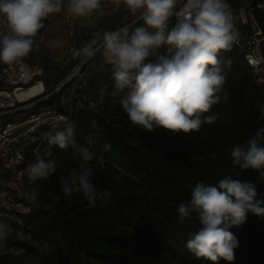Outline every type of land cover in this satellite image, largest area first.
Returning <instances> with one entry per match:
<instances>
[{
  "label": "trees",
  "instance_id": "trees-1",
  "mask_svg": "<svg viewBox=\"0 0 264 264\" xmlns=\"http://www.w3.org/2000/svg\"><path fill=\"white\" fill-rule=\"evenodd\" d=\"M228 3L234 10L239 7L233 0ZM101 5L108 15L98 19L93 28H81L74 21L68 24V52L56 64L59 73L46 79L47 84L57 83L70 73L85 42L97 38V33L102 36L103 31L121 26L127 14L122 0L118 8L112 0ZM171 20L172 25L175 21L173 17ZM256 21L264 30V13L256 14ZM237 28L242 30L239 24ZM40 34L36 38L39 48L34 46L22 59L44 68L48 64L38 59L42 51ZM218 59L226 74L223 93L228 99L222 97L203 114L216 116L214 123H204L188 134L162 128L148 132L130 123L120 103L128 89L114 87L112 65L107 62L103 71L84 74L85 109H75L69 122L77 146L89 147L85 139L89 134L95 138L90 150L96 157L84 161L71 146L60 149L50 145L46 136L42 138L40 156L55 161L56 168L47 178L37 180V199L29 202L30 213L21 217V226L16 219L0 218V223L12 229L5 246L0 247V264H213L197 259L186 248L190 235L200 226L194 213L182 223L178 219L179 205L191 198L188 185L201 181L216 184L225 176H239L256 184L257 198L264 201V179L258 178L256 171L234 168L231 157L232 147L246 146V141L264 128V87L254 81L242 48L234 44ZM90 103H99L95 112L88 108ZM65 128L50 134L64 132ZM105 143L111 145L110 151L103 150ZM260 144L264 146V138ZM49 151L51 156L47 155ZM72 170L90 172L89 179L97 188L94 202L80 193L64 195L60 178H67ZM231 231L239 240L235 258L232 262L221 259L218 264H264V217L249 213L246 223ZM20 235L29 239L21 241ZM13 248L23 252L14 255L10 251Z\"/></svg>",
  "mask_w": 264,
  "mask_h": 264
},
{
  "label": "clouds",
  "instance_id": "clouds-1",
  "mask_svg": "<svg viewBox=\"0 0 264 264\" xmlns=\"http://www.w3.org/2000/svg\"><path fill=\"white\" fill-rule=\"evenodd\" d=\"M119 7L121 0H112ZM127 8L143 21L140 26H124L103 31L102 36L83 45L77 55L85 62L102 51L104 60L112 65L114 87L128 94L120 101L130 123L152 132L162 128L172 133L188 134L198 131L204 123L212 124L214 115L203 116L223 97L226 74L219 67L218 55L230 51L238 43L239 32L234 24V10L228 0H184L183 14L177 9L178 0H122ZM64 12L69 19L89 17L102 11L101 0H0V62L14 65L39 48L37 36L44 21L51 15ZM175 23L169 26L170 19ZM44 37L40 35V42ZM50 48L60 47L58 40H49ZM155 58V59H152ZM64 132L46 133L50 145L60 149L71 146L84 161H91L96 153L90 148L96 143L89 134V147L77 146L73 125L65 121ZM95 124V122H93ZM264 128L246 141V146L231 149L233 167L241 172L253 170L264 179ZM111 145L105 143L104 151ZM51 156V152L47 153ZM102 161L103 156L99 157ZM55 161L37 154V159L26 169L30 182L47 178L54 173ZM90 172L72 170L67 178L61 177V189L66 197L80 193L94 202L97 188L89 179ZM191 189L190 201L178 207V219L196 215L199 228L190 235L186 248L197 259L218 264L223 259L232 262L234 250L239 247L233 227H242L249 213L264 217V201L259 200L256 184L242 181L237 176H225L216 184L197 182ZM106 195L110 193H105ZM37 191L32 188L28 199L35 202ZM12 229L0 223V247ZM20 255L22 249H10Z\"/></svg>",
  "mask_w": 264,
  "mask_h": 264
},
{
  "label": "built area",
  "instance_id": "built-area-1",
  "mask_svg": "<svg viewBox=\"0 0 264 264\" xmlns=\"http://www.w3.org/2000/svg\"><path fill=\"white\" fill-rule=\"evenodd\" d=\"M183 3L184 0L176 9L181 15ZM124 10L133 13L126 5ZM258 13H264V1L234 10L235 28L238 30L237 24L242 27L235 45L242 48L244 63L254 81L264 87V30L256 21ZM134 14L135 20L130 25L140 19L139 11ZM0 31L6 29L0 25ZM89 61L85 62L81 56L67 76L48 84L45 69L37 64L24 59L14 65L0 62V218L16 219L21 226V217L30 213L28 195L37 181H29L26 169L36 161L37 154L41 155L45 134L65 126L75 109H85L83 70ZM49 100L53 105L44 106ZM98 104L90 103L88 108L95 112ZM28 239L20 235L21 241Z\"/></svg>",
  "mask_w": 264,
  "mask_h": 264
},
{
  "label": "crops",
  "instance_id": "crops-1",
  "mask_svg": "<svg viewBox=\"0 0 264 264\" xmlns=\"http://www.w3.org/2000/svg\"><path fill=\"white\" fill-rule=\"evenodd\" d=\"M239 6H247L254 0H233ZM111 2V0H101V3ZM67 3V0H65ZM133 14L134 13H127ZM108 13L105 11H94L89 17H81L75 19H69L66 14L62 11L51 15L44 21V28L41 29V34L44 37L43 42H40L41 52L38 59L46 62V67H44L46 72V78L50 79L56 76L60 67L56 65L68 52L69 46V34H68V24L70 22H75L79 27L91 29L95 26L98 19L107 16ZM49 40H58L60 42V47L50 48L48 45Z\"/></svg>",
  "mask_w": 264,
  "mask_h": 264
},
{
  "label": "rangeland",
  "instance_id": "rangeland-1",
  "mask_svg": "<svg viewBox=\"0 0 264 264\" xmlns=\"http://www.w3.org/2000/svg\"><path fill=\"white\" fill-rule=\"evenodd\" d=\"M135 17H136L135 14L134 15L133 14H126V15H124L120 27L132 26L134 23L132 25H130V24L135 20ZM142 23H143V21L141 20L138 24H136V25H134L132 27L140 26V25H142ZM105 64H106V61L103 58L102 51H100V52H98L96 54V56L94 57V59L91 60V63L89 65V69L88 70L86 69L85 76L88 75V74H90V72L92 70H95V72L96 71L97 72L103 71ZM67 92H69V91H67Z\"/></svg>",
  "mask_w": 264,
  "mask_h": 264
},
{
  "label": "water",
  "instance_id": "water-1",
  "mask_svg": "<svg viewBox=\"0 0 264 264\" xmlns=\"http://www.w3.org/2000/svg\"><path fill=\"white\" fill-rule=\"evenodd\" d=\"M141 20L139 19V20H137L132 26H134V25H136V24H138L139 22H140Z\"/></svg>",
  "mask_w": 264,
  "mask_h": 264
}]
</instances>
